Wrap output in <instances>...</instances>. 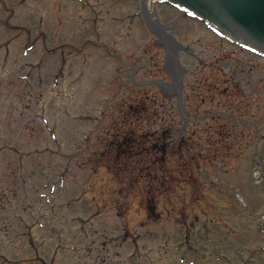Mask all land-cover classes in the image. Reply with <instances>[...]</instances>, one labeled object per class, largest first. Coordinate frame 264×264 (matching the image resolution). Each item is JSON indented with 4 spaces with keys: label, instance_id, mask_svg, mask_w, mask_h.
Returning <instances> with one entry per match:
<instances>
[{
    "label": "rangeland",
    "instance_id": "1",
    "mask_svg": "<svg viewBox=\"0 0 264 264\" xmlns=\"http://www.w3.org/2000/svg\"><path fill=\"white\" fill-rule=\"evenodd\" d=\"M155 7L183 46L185 105L192 108V117L210 114L207 121L182 117L178 107H171L176 98L168 102L163 95L171 93L161 87L131 82L171 80L165 46L147 28L141 0H0L3 252L15 243L27 245V228L36 226L32 215L41 218L38 196L30 195L35 213L27 210L28 201L20 196L22 181L33 192L64 176L56 203L67 204V218L74 211L81 221L67 224L70 218L56 216L30 238L68 243L52 249L55 264L63 259L62 264L92 263L95 242L105 240L117 241L111 244L114 255L108 264H122L134 253L133 264H264V59L223 41L181 11L161 3ZM197 83L205 84L204 90L194 91ZM213 83L217 92L231 86L229 93L238 95L221 97L215 88L206 94ZM244 95L259 104L256 119L251 110L245 112ZM231 108L244 109L236 115L237 129L223 114L212 117L216 109ZM122 130L135 137L150 135L138 151V145H125L119 149L132 151L121 154L108 143ZM222 131L227 138L220 140ZM148 184L154 195L147 192ZM92 195L98 206L95 217L94 204L84 198ZM153 204L154 217L149 209ZM124 228L131 232L128 240H139L140 247L122 243ZM168 239L170 245L180 244L179 250L165 247L166 254L149 256L162 247L158 242ZM186 242L194 252L184 253ZM74 243L83 244L84 250ZM119 243L122 250L114 248ZM33 255L31 249L21 252L27 258ZM34 260L21 264H41Z\"/></svg>",
    "mask_w": 264,
    "mask_h": 264
},
{
    "label": "water",
    "instance_id": "2",
    "mask_svg": "<svg viewBox=\"0 0 264 264\" xmlns=\"http://www.w3.org/2000/svg\"><path fill=\"white\" fill-rule=\"evenodd\" d=\"M220 30L228 38L264 53V0H164ZM170 61L177 62L175 54Z\"/></svg>",
    "mask_w": 264,
    "mask_h": 264
},
{
    "label": "trees",
    "instance_id": "3",
    "mask_svg": "<svg viewBox=\"0 0 264 264\" xmlns=\"http://www.w3.org/2000/svg\"><path fill=\"white\" fill-rule=\"evenodd\" d=\"M131 134H132V133H131ZM149 135H150V134H148V133H147V134H144V136H141V140L143 141V139L146 138V136L149 137ZM134 139H135V137H134ZM134 139H131V138H130V133H127V134H124V137H123L122 142H123V143L126 142V143H129V144H132V143H134ZM147 139H148V138H147ZM147 139H146V140H147ZM124 140H125V141H124ZM146 140H145V141H146ZM116 145H117V147H119V146H121V143H119V141H118ZM142 169L144 170L145 168H142ZM150 176H151V174H150ZM150 178L153 179V181H154V177L151 176ZM148 185H149V187L147 188V192H151V194H153V193L155 192V188L153 187V185H150V184H148ZM153 195H154V194H153ZM149 200H152V199L149 198ZM149 209H150V211H151V214L149 213L150 216L152 215V217H154L155 214H156V210L154 209V204H153V206L150 205V206H149ZM150 216H149V217H150Z\"/></svg>",
    "mask_w": 264,
    "mask_h": 264
},
{
    "label": "flooded vegetation",
    "instance_id": "4",
    "mask_svg": "<svg viewBox=\"0 0 264 264\" xmlns=\"http://www.w3.org/2000/svg\"><path fill=\"white\" fill-rule=\"evenodd\" d=\"M229 114L232 115V116H234V114H232V113H229ZM102 248L103 249H106L107 247L104 245V246H102ZM158 249H161L162 250V249H164V247H160ZM161 250H158V252H161ZM40 259H42L44 261V264H55V259L54 258L52 259L50 257V258H40ZM60 264H62V263H60ZM68 264H71V263L68 262ZM88 264H92V263H88ZM123 264H133L132 256H129L128 259ZM138 264H142V263H138ZM156 264H158V263H156Z\"/></svg>",
    "mask_w": 264,
    "mask_h": 264
},
{
    "label": "bare ground",
    "instance_id": "5",
    "mask_svg": "<svg viewBox=\"0 0 264 264\" xmlns=\"http://www.w3.org/2000/svg\"><path fill=\"white\" fill-rule=\"evenodd\" d=\"M145 3V11L149 13L152 10V7L154 5V0H144ZM163 39H168L167 37L163 36ZM169 40V39H168Z\"/></svg>",
    "mask_w": 264,
    "mask_h": 264
}]
</instances>
